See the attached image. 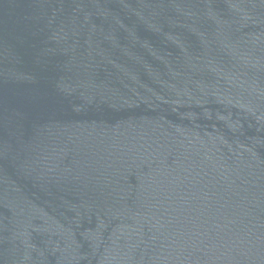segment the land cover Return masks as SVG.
<instances>
[{"label":"water","instance_id":"water-1","mask_svg":"<svg viewBox=\"0 0 264 264\" xmlns=\"http://www.w3.org/2000/svg\"><path fill=\"white\" fill-rule=\"evenodd\" d=\"M0 264H264V0H0Z\"/></svg>","mask_w":264,"mask_h":264}]
</instances>
